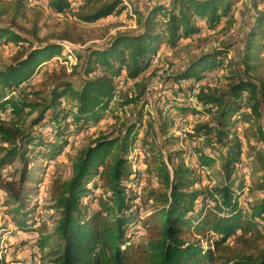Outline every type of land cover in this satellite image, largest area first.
Returning <instances> with one entry per match:
<instances>
[{
	"label": "trees",
	"instance_id": "1",
	"mask_svg": "<svg viewBox=\"0 0 264 264\" xmlns=\"http://www.w3.org/2000/svg\"><path fill=\"white\" fill-rule=\"evenodd\" d=\"M47 1L56 15L69 13L92 23L127 9L123 0H84L76 8L75 0ZM235 3L171 0L151 5L145 14L136 10L134 30L116 32L104 46L86 47L76 54L73 73L62 66L38 88L31 85L40 67L62 54L64 41L83 39L69 18L47 25L42 9L34 7L29 14L27 0H0V44L17 46L11 61L0 66V112L8 111V119L0 115V188L14 205L11 213L19 230H40L27 203L33 159L49 165L70 136L98 125L108 114L112 119L71 158L70 176L56 175L50 185L52 208L60 216L53 234L37 239L40 249L51 244L50 264H264L259 245L264 239V7H259L264 0L254 1L255 17L237 68L231 59L225 62L229 45L212 47L167 78L177 97L159 109L158 128L153 119H145L149 113L144 106L137 109L157 74L146 72L162 46L177 48L181 40L195 37L202 24L215 30L223 23L219 30L230 31L236 23ZM220 67L227 70L223 83L196 89L206 73ZM77 68L78 87L70 77ZM121 77L134 84L121 89L113 108ZM192 113L210 118L183 136L170 135L171 127ZM186 140L203 141L195 147L196 167L187 164L185 149L165 154L167 146ZM138 147L146 156V171L165 191L137 192L140 174L133 170L138 159L133 152ZM244 157L250 164L247 174L254 176L247 189ZM17 159L22 164L19 179L4 178L3 170ZM217 160L220 181L203 187L202 173ZM251 190L263 196L245 204L242 197ZM150 202L153 210L144 212ZM140 229L146 241L137 243ZM231 240L240 247L234 249ZM0 264H8L5 257Z\"/></svg>",
	"mask_w": 264,
	"mask_h": 264
},
{
	"label": "rangeland",
	"instance_id": "2",
	"mask_svg": "<svg viewBox=\"0 0 264 264\" xmlns=\"http://www.w3.org/2000/svg\"><path fill=\"white\" fill-rule=\"evenodd\" d=\"M84 0H75L72 3V7L76 8L83 3ZM127 9L118 14L114 13L112 18L106 17L100 19L97 22L87 23L78 20L76 17H72L69 13L56 15L49 7L47 0H33V3H28L29 14L32 13L34 7L42 9V22L50 25L53 21L62 22L66 18L73 21L77 27L78 35L82 37V41H70L63 42V52L57 55L59 58H53L44 65H42L37 73V76L32 80V85L41 88L42 83L47 78L49 72L61 69L65 66L67 72L73 73V66L75 60L69 58L67 54L68 49H72L74 54L83 53L86 47L104 46L108 43L110 38L118 31L134 30L137 26L136 10L145 14L147 9L158 2L169 3L167 0H123ZM234 15L236 17V23L232 29L228 32L220 31L223 23L219 28L215 30H209L204 28V35L200 36V39L191 37L189 39L181 40L178 44L179 47L171 48L167 45L162 46L160 49L163 51L162 58L152 68H148L146 75H149L154 70H157V74L151 80L148 86L145 101H141L137 109L144 106L148 111L146 120L153 119L156 127L158 128L160 118L159 109L169 107L166 105L165 100L177 97V88L173 86V82L167 78L182 70L192 59L199 56L203 51L209 50L212 47L219 45H229L232 49L228 55L227 62L231 59V65L233 69L237 68L238 61L242 54L243 43L247 32L249 31L256 10L254 8V1L262 0H234ZM44 5V6H43ZM47 5L48 7H46ZM261 9L264 4L259 6ZM47 28V27H46ZM44 28V31L46 30ZM17 46L14 44H0V66L9 63L11 56L16 52ZM159 50V51H160ZM56 57V56H55ZM67 61V62H66ZM78 63V60L77 62ZM228 63V62H227ZM226 68L220 67L214 69L209 73L216 72L221 75L226 74ZM204 75V76H205ZM76 86H79L81 78L80 68L76 69L75 74L70 75ZM121 77L120 79H122ZM125 78V77H124ZM119 79V80H120ZM223 82V81H222ZM188 84V82H186ZM24 85H28L25 83ZM126 86L125 88L129 87ZM197 89V88H196ZM191 100V97H190ZM192 101V100H191ZM194 102V101H192ZM115 108V104L112 106ZM130 109V108H128ZM175 113V111H172ZM121 113V112H119ZM197 113L188 114L184 118H190ZM0 115L4 119H8V111L0 112ZM183 118V119H184ZM210 115H207L205 120H208ZM180 121V120H179ZM112 122L111 116L106 115L105 118L98 124L89 129L82 131L81 133L70 136L68 145L64 148L63 152L58 158L51 162L49 165L45 160L40 158H34L32 162L33 172L31 181L26 184L27 188V203L30 209H34L30 214L32 223L35 227L40 228L38 233L24 232L18 229L16 223L13 221L12 209L13 204L7 202L8 196L4 190L0 188V257H5V261L8 264H50L52 259L51 244L44 249H40L39 243H37L38 235L49 236L53 234L56 226V221L60 216L59 211L52 208L53 202L50 197V185L56 175H63V177H69L71 172V158L74 157L78 150L88 145L99 133V131L107 129ZM175 124L170 129V135H177L174 133ZM145 126H143L142 134H144ZM241 129V126L239 130ZM184 135V134H183ZM182 135V136H183ZM178 136V135H177ZM252 143H254L252 141ZM203 144V141H184L179 144H173L165 148V154L182 148L186 150V162L192 167H196L197 154L195 147ZM246 141H243V149L246 151ZM209 152V150H207ZM134 156L138 157L133 165V170L140 174L138 181L137 192L139 194H146L150 189H160L165 191L166 188L158 181L156 176L146 171V156L143 154L139 147L134 150ZM217 153V152H216ZM21 161L17 159L12 165L3 170V177L9 180L19 179L21 172ZM248 159L244 157L242 167L246 171V177L248 179L246 183V189L250 186V181L254 179V176L250 175ZM221 161L217 160L214 167L202 173V186H212L221 179ZM97 194H100V190H97ZM263 196V192L259 190L248 191L243 197L242 201L246 204L250 201H255ZM154 208L152 202L148 203L144 207V212H150ZM264 234V229H263ZM136 239V238H135ZM54 238H50L51 243ZM137 243L145 240V235L139 239H136ZM234 249L238 246L235 240L229 242ZM259 245L264 247V239L259 241Z\"/></svg>",
	"mask_w": 264,
	"mask_h": 264
},
{
	"label": "built area",
	"instance_id": "3",
	"mask_svg": "<svg viewBox=\"0 0 264 264\" xmlns=\"http://www.w3.org/2000/svg\"><path fill=\"white\" fill-rule=\"evenodd\" d=\"M167 1L170 2L171 0H167ZM27 2L32 4L33 0H27ZM47 5H45V6L48 7ZM112 16H113V14L109 15L108 17L112 18ZM102 19H105V18H102ZM87 23H92V22H87ZM204 31L205 30L202 27L201 31L196 36L204 35ZM177 47H179V46H177ZM67 54H69L68 56L71 59V61L75 60L74 64H77L76 62H77L78 58H77L76 54H74L73 50L72 49H68ZM162 54H163V51H161V50L156 53V55L154 56V58L151 61V64H150L149 68H152L156 64H158L159 60L162 58ZM54 58L58 59L59 57L56 56ZM221 83H223L221 75H219L216 72H213V73H209V74L205 75L199 82H197L196 88L199 89V86H201V85L219 86ZM133 84H134V80H127L124 77L122 79H120L118 81V89H117L116 93L114 94L111 103L115 104L118 101V99L120 97V91H121L122 88H125L128 85L133 86ZM191 100L195 102L196 96L194 94L191 96ZM206 118H207V115H203L201 113H197V114H195L194 116H192L190 118L181 119L180 121H177L175 123L174 133L177 134V135H183L187 131H189L190 129H193L197 123H199L201 121H204ZM144 235H145V231L143 229H140L138 231V233L136 234L135 238L139 239V238H141ZM35 264H37V263H35Z\"/></svg>",
	"mask_w": 264,
	"mask_h": 264
}]
</instances>
